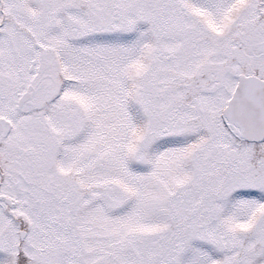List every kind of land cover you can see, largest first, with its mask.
I'll return each mask as SVG.
<instances>
[{"label":"snow or ice","instance_id":"obj_1","mask_svg":"<svg viewBox=\"0 0 264 264\" xmlns=\"http://www.w3.org/2000/svg\"><path fill=\"white\" fill-rule=\"evenodd\" d=\"M0 264H264V0H0Z\"/></svg>","mask_w":264,"mask_h":264}]
</instances>
